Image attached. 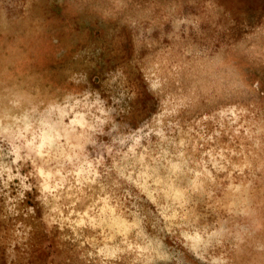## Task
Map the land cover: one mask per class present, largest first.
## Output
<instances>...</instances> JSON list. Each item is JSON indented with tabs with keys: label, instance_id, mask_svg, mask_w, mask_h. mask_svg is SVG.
<instances>
[{
	"label": "rangeland",
	"instance_id": "rangeland-1",
	"mask_svg": "<svg viewBox=\"0 0 264 264\" xmlns=\"http://www.w3.org/2000/svg\"><path fill=\"white\" fill-rule=\"evenodd\" d=\"M0 264H264V0H0Z\"/></svg>",
	"mask_w": 264,
	"mask_h": 264
}]
</instances>
